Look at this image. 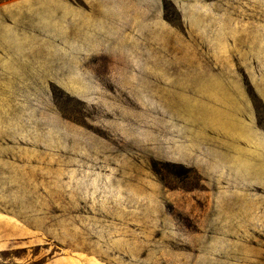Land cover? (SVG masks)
Masks as SVG:
<instances>
[{
  "label": "rangeland",
  "instance_id": "374dc122",
  "mask_svg": "<svg viewBox=\"0 0 264 264\" xmlns=\"http://www.w3.org/2000/svg\"><path fill=\"white\" fill-rule=\"evenodd\" d=\"M0 264H264V0H0Z\"/></svg>",
  "mask_w": 264,
  "mask_h": 264
}]
</instances>
